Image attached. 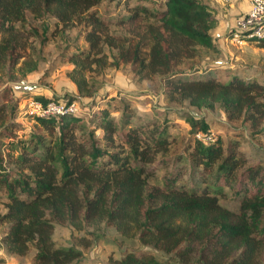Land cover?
I'll return each mask as SVG.
<instances>
[{
	"label": "trees",
	"instance_id": "1",
	"mask_svg": "<svg viewBox=\"0 0 264 264\" xmlns=\"http://www.w3.org/2000/svg\"><path fill=\"white\" fill-rule=\"evenodd\" d=\"M106 1L120 7L122 0H0V70L28 64L29 42L17 24L27 11H43L63 33L80 29L88 44L69 60L82 72L72 80L83 97L95 96L83 71L102 75L129 65L141 79L165 77L168 101L219 103L230 121L264 133L262 83L231 71L222 77L184 72L200 49L214 48L216 18L204 0H164L158 9L143 1L159 0H140L117 18L100 12ZM139 20L146 21L141 30L134 28ZM112 27L124 28L126 36L114 35ZM249 42L264 49V40ZM19 107L10 88L0 93V224L7 225L3 242L13 254L33 249L34 264L78 263L83 251L58 246L56 227L104 223L139 246L109 264H264V163L248 166L247 154L221 138L199 140L198 134L210 135L205 120L187 118L191 136L181 142L168 123L133 125L128 106L118 124L110 109H119L108 104L90 120L79 113L36 117L31 138L18 140ZM2 139L10 140L7 152ZM228 188L236 189L235 210L221 201Z\"/></svg>",
	"mask_w": 264,
	"mask_h": 264
},
{
	"label": "rangeland",
	"instance_id": "2",
	"mask_svg": "<svg viewBox=\"0 0 264 264\" xmlns=\"http://www.w3.org/2000/svg\"><path fill=\"white\" fill-rule=\"evenodd\" d=\"M162 1L164 0L143 3L158 9ZM138 2L140 0H122L119 7L115 2L106 1L100 12L108 11L109 16L117 18L116 16L127 14V6L134 7ZM204 2L216 18L212 31L215 38L214 48L200 49L201 57L185 68L184 72L196 75L198 72L212 71L222 77L223 73L231 71L235 74L232 76L245 80L255 79L264 85V49L259 47L258 42L237 43L230 40L238 6L242 3L246 6L245 1L232 0L229 4L222 0ZM25 18L24 23L17 24V29L29 42L28 64L25 65L22 61L14 69L5 67L0 70V93L10 88L14 99L20 103L15 119V124L19 126L18 140L30 139L32 133L38 129L37 118L29 112L28 104L31 101L44 98L49 101L68 102L77 98L75 103L78 113L86 120H90L94 112L107 109L110 104L119 109L118 112L112 108L110 110L113 118L120 124L123 118L122 109L128 106L133 114V125L147 127L154 122H159L162 126L168 123L172 137L181 142H187L191 136V126L186 119H203L210 126L211 142L221 138L225 147L233 144L242 156L247 154L248 166L264 163V133L260 131L262 127L253 131L242 120L230 121L219 103L192 106L187 101H168L164 93L167 82L163 76L141 79L136 75L134 67L129 65H123L120 69L108 68L102 75L87 69L82 75L88 80L90 90L95 91V96L83 97L72 80L82 72L74 62L69 61L74 54L88 47L80 38V29L72 28L63 33L57 26V20L43 11L38 15L27 11ZM145 23L146 21L139 20L134 28L140 26L141 30ZM111 31L118 36L127 34L124 28L112 27ZM98 136L102 137L103 133ZM1 141V148L7 152L5 145L7 147L10 140ZM19 152L20 150L16 155ZM235 193V188H228L226 195L221 198L222 203L233 210L239 205ZM2 196L1 210L5 214L7 200L4 192ZM6 228V224H0V264H34L35 250L32 249L26 256H18L9 251L3 242ZM54 240L58 246L74 245L83 251V259L74 264H109L110 258L119 259L126 250L139 247L133 241H123L114 228L107 227L104 223L90 224L82 229H75L71 225L57 226ZM157 255L161 260H167L160 251Z\"/></svg>",
	"mask_w": 264,
	"mask_h": 264
},
{
	"label": "built area",
	"instance_id": "3",
	"mask_svg": "<svg viewBox=\"0 0 264 264\" xmlns=\"http://www.w3.org/2000/svg\"><path fill=\"white\" fill-rule=\"evenodd\" d=\"M232 0H222L229 4ZM248 10L240 14L235 20L230 40L237 43H248L251 40H264V0H244ZM31 115L39 118H59L63 115H75L79 112L76 103L68 104L61 101H49L47 104L33 100L28 104ZM197 138L204 142H211L212 138L198 134Z\"/></svg>",
	"mask_w": 264,
	"mask_h": 264
},
{
	"label": "crops",
	"instance_id": "4",
	"mask_svg": "<svg viewBox=\"0 0 264 264\" xmlns=\"http://www.w3.org/2000/svg\"><path fill=\"white\" fill-rule=\"evenodd\" d=\"M244 4L246 5V6H244L243 5V3L242 4H240V6H238L239 8H238V15H237V17L240 15V12L242 13V11H244V12H246L247 10H248V4L246 3V2H244ZM243 8V9H242Z\"/></svg>",
	"mask_w": 264,
	"mask_h": 264
}]
</instances>
